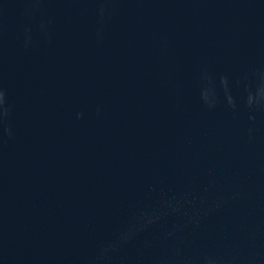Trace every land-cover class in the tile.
Returning a JSON list of instances; mask_svg holds the SVG:
<instances>
[{
  "label": "water",
  "instance_id": "water-1",
  "mask_svg": "<svg viewBox=\"0 0 264 264\" xmlns=\"http://www.w3.org/2000/svg\"><path fill=\"white\" fill-rule=\"evenodd\" d=\"M0 264H264V0H0Z\"/></svg>",
  "mask_w": 264,
  "mask_h": 264
}]
</instances>
